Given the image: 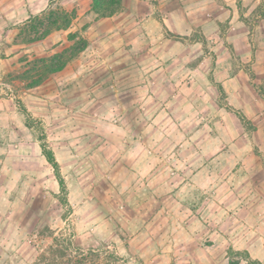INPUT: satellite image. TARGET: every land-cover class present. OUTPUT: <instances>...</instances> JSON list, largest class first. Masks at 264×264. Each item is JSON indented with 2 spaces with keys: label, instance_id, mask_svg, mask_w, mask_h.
Masks as SVG:
<instances>
[{
  "label": "rangeland",
  "instance_id": "rangeland-1",
  "mask_svg": "<svg viewBox=\"0 0 264 264\" xmlns=\"http://www.w3.org/2000/svg\"><path fill=\"white\" fill-rule=\"evenodd\" d=\"M91 6L0 0V264L53 233L129 264H264V0Z\"/></svg>",
  "mask_w": 264,
  "mask_h": 264
},
{
  "label": "trees",
  "instance_id": "trees-1",
  "mask_svg": "<svg viewBox=\"0 0 264 264\" xmlns=\"http://www.w3.org/2000/svg\"><path fill=\"white\" fill-rule=\"evenodd\" d=\"M123 4V0H92L91 10L97 15V17H109L118 12ZM241 6V4H240ZM65 18L69 21L70 14L64 12ZM54 23H58L55 20ZM70 23V22H68ZM67 24L66 26H68ZM61 27V26H58ZM67 28V27H66ZM50 31V30H48ZM50 33V32H47ZM175 37L174 34H171ZM75 37V36H72ZM85 46L87 45V39L81 38ZM75 54H71L70 59ZM59 61V60H58ZM67 64L66 61H59L56 67L46 68V71L54 72L62 70ZM42 82V78H37L32 80V86L39 85ZM17 103L20 109L26 116V125L32 129H38L39 137L41 142V148L43 155L46 157L47 161L52 165L57 180L60 184L61 193L59 197L67 203L68 201V188L66 180L61 172L60 163L56 157L53 148L48 142V137L42 122L35 118L33 114L29 111L28 107L22 101L21 98L17 99ZM242 121L246 120L245 115H240ZM253 264H258V262L252 260ZM33 264H129L124 258L116 254L115 251L109 250V248L95 249V248H84L77 244L72 238L64 236V234L56 235L53 233V242L48 246L46 250L38 254Z\"/></svg>",
  "mask_w": 264,
  "mask_h": 264
},
{
  "label": "crops",
  "instance_id": "crops-1",
  "mask_svg": "<svg viewBox=\"0 0 264 264\" xmlns=\"http://www.w3.org/2000/svg\"><path fill=\"white\" fill-rule=\"evenodd\" d=\"M159 169V168H158ZM262 213V212H261ZM263 215V214H262ZM244 237L247 239V243H249V246L247 247V249L251 248V243H255L256 242H260L261 237H259V234L257 232H254L251 236L250 234H248V232L246 231L244 233ZM250 256H252L251 251L249 252ZM253 257V256H252ZM258 262V260H256ZM240 264H245L244 262H241Z\"/></svg>",
  "mask_w": 264,
  "mask_h": 264
}]
</instances>
